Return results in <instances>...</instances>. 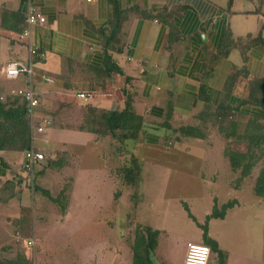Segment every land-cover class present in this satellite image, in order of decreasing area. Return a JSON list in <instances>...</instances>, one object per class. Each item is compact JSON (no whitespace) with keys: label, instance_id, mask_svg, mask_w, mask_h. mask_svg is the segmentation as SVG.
<instances>
[{"label":"crops","instance_id":"crops-1","mask_svg":"<svg viewBox=\"0 0 264 264\" xmlns=\"http://www.w3.org/2000/svg\"><path fill=\"white\" fill-rule=\"evenodd\" d=\"M30 6L45 16L44 25H28ZM32 48L37 49L33 86L40 96L35 122L49 121L32 145L65 149L73 140L79 149L84 142L95 149L106 141L94 139L100 133L89 130L91 109L121 112L131 96L144 127L138 143H126V153L133 157L140 145L165 150L169 144L202 151L209 169L201 170V181L210 186L213 208L235 202L224 218L208 222V236L226 254V264H262L261 240L242 244L241 250L238 245L228 248L211 225L236 213L264 223V195L256 193L264 169V0H0V103L7 109L21 103L12 92L26 88L28 78L8 80L2 68L15 61L28 63ZM82 90L94 100L78 99ZM71 109L79 112L81 124L68 129L61 123ZM188 127L192 136L182 130ZM230 154L243 157L237 169ZM17 155L0 151L5 162L0 163V190L13 180ZM23 162L21 174L29 178ZM222 191L232 198L221 202ZM3 201L0 206L11 200ZM212 211L205 213L206 219ZM3 243L1 254L8 248ZM5 257L0 256V264H10Z\"/></svg>","mask_w":264,"mask_h":264},{"label":"rangeland","instance_id":"rangeland-1","mask_svg":"<svg viewBox=\"0 0 264 264\" xmlns=\"http://www.w3.org/2000/svg\"><path fill=\"white\" fill-rule=\"evenodd\" d=\"M67 114L61 124L79 127V112L71 109ZM96 128L100 135L94 139L106 142L95 149L85 142L79 149L73 140L65 149L38 143L47 161L36 168L34 180L22 176L25 152H17L11 173L14 186L0 190V198L11 200L0 206V242L8 246L0 256L11 259L10 264H132L140 228L159 233L150 251L151 264H181L188 244L203 243L202 228L209 229L205 213L212 211L214 201L209 184L201 181V170L209 169L202 151L174 149L173 144L165 150L140 145L131 157L105 133L104 125ZM126 166L132 168L129 176L122 169ZM219 198L224 202L232 197L222 191ZM229 218L213 222L212 233L228 248L261 240L264 264V223L248 214ZM29 240L35 245L28 246ZM215 259L212 253L209 264Z\"/></svg>","mask_w":264,"mask_h":264},{"label":"trees","instance_id":"trees-1","mask_svg":"<svg viewBox=\"0 0 264 264\" xmlns=\"http://www.w3.org/2000/svg\"><path fill=\"white\" fill-rule=\"evenodd\" d=\"M116 11L118 7L114 4ZM112 45L111 39L105 40L106 46V67L109 71V64L111 62V56L109 50ZM89 130L91 132H98L96 125H104L106 127V134L113 139L112 141L122 144L123 149H127L126 143L133 141L138 143L140 135L143 130V118L138 115L133 107V99L131 96L127 97L126 108L119 111L111 112H98L91 109L89 119ZM95 124V125H94ZM187 136H192L194 133L191 132L193 129L184 128L182 129ZM99 133V132H98ZM104 140V139H100ZM124 144V145H123ZM32 147V136L30 129V121L27 119V106L21 101L16 109H7L6 105L0 103V151L13 150L15 152L21 151L26 152ZM121 148L119 147V150ZM240 158L242 155L230 154V160L233 169H237L239 166ZM0 163L5 164L4 159L0 156ZM56 163L51 161V164ZM126 175H131L132 168L129 166L122 168ZM246 171L242 172V177L246 175ZM14 186V181H8L5 183L2 190H8ZM13 189V188H12ZM11 190V189H10ZM256 193L258 195H264V169L262 170L257 183ZM46 196L50 197L48 192H45ZM9 197L4 201H8ZM235 205L234 201L228 202L227 204L219 207L215 204L211 215L207 217L209 222L211 219L224 218L228 209ZM189 212V217L192 218L191 211L185 208ZM204 244L211 248L213 254L217 255L218 264H226V254L219 248L218 243L212 240L208 236V225L203 228ZM159 233L156 230L150 228H140L137 231L136 238L133 244V264H151L149 263L150 251L154 250L157 246V239Z\"/></svg>","mask_w":264,"mask_h":264},{"label":"built area","instance_id":"built-area-1","mask_svg":"<svg viewBox=\"0 0 264 264\" xmlns=\"http://www.w3.org/2000/svg\"><path fill=\"white\" fill-rule=\"evenodd\" d=\"M28 25H44L46 18L40 14L33 6L29 7L27 13ZM29 32L26 33L28 35ZM37 55V49H30V59L28 63H22L19 61L10 62L3 66L2 72L4 77L8 80H17L19 77L26 76L28 78V86L14 90L12 95L20 97L27 106L28 116L31 121V136L32 139L38 134H42L49 125L48 119L44 118L39 122H35V111L40 106V96L36 92L33 84L36 72L34 70L33 58ZM43 79H47V76H43ZM78 99L85 102H92L94 95L92 93L79 92L77 94ZM47 159L44 153L38 150L35 145L25 152L23 169L28 173V177L31 180L35 179V171L38 166H42L46 163ZM28 246H33L34 241H27ZM212 251L211 248L204 243H190L188 246L186 258L184 264H209Z\"/></svg>","mask_w":264,"mask_h":264},{"label":"water","instance_id":"water-1","mask_svg":"<svg viewBox=\"0 0 264 264\" xmlns=\"http://www.w3.org/2000/svg\"><path fill=\"white\" fill-rule=\"evenodd\" d=\"M215 262H216V264H218V260H216Z\"/></svg>","mask_w":264,"mask_h":264}]
</instances>
